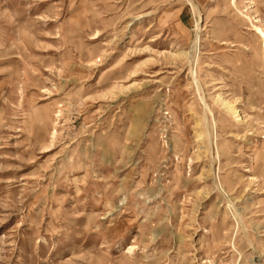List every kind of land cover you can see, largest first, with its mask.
Instances as JSON below:
<instances>
[{"label":"rangeland","instance_id":"374dc122","mask_svg":"<svg viewBox=\"0 0 264 264\" xmlns=\"http://www.w3.org/2000/svg\"><path fill=\"white\" fill-rule=\"evenodd\" d=\"M233 1L0 0V264H264V0Z\"/></svg>","mask_w":264,"mask_h":264},{"label":"bare ground","instance_id":"6f19581e","mask_svg":"<svg viewBox=\"0 0 264 264\" xmlns=\"http://www.w3.org/2000/svg\"><path fill=\"white\" fill-rule=\"evenodd\" d=\"M231 3V5L233 6V5H235V2L232 0V2H230ZM253 5V6H251V7H248L247 9H251V8H254V4H255V0H249L248 1V3H247V5ZM251 12V11H250ZM256 12V11H255ZM254 18H256V16L254 17ZM258 20L256 19V21L255 22H257ZM259 35H253V42L254 43H256V42H258V47H257V49H263L264 48V45H263V43L261 42V40H259L258 39V36H261L263 39H264V32L261 30V29H259ZM256 49V48H255ZM194 82H195V80H194ZM220 103H221V105H222V107H225V108H228L231 112H234V110L230 107L231 106V104L230 103H228V102H226V101H224V100H222V99H220V100H218Z\"/></svg>","mask_w":264,"mask_h":264}]
</instances>
